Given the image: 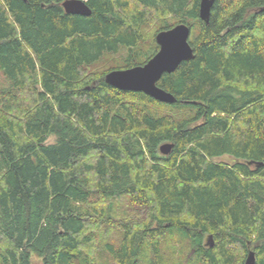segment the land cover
Instances as JSON below:
<instances>
[{"label":"trees","instance_id":"obj_1","mask_svg":"<svg viewBox=\"0 0 264 264\" xmlns=\"http://www.w3.org/2000/svg\"><path fill=\"white\" fill-rule=\"evenodd\" d=\"M63 1L0 0V264H264V0ZM179 23L176 103L104 82Z\"/></svg>","mask_w":264,"mask_h":264},{"label":"water","instance_id":"obj_2","mask_svg":"<svg viewBox=\"0 0 264 264\" xmlns=\"http://www.w3.org/2000/svg\"><path fill=\"white\" fill-rule=\"evenodd\" d=\"M215 0H200L199 19L208 23L210 10ZM64 12L70 15L88 16L91 11L87 4L81 0H65L61 4ZM264 10V8L262 9ZM191 28L185 23L161 30L154 36L157 45L156 53L142 65L126 69H115L104 76V82L121 91L143 93L152 99L164 104L176 103L175 97L160 88L157 83L163 74H170L182 63L194 58V52L189 44ZM172 144H163L159 150L167 155ZM212 246L211 237L207 239ZM254 253L250 251L244 264H255Z\"/></svg>","mask_w":264,"mask_h":264},{"label":"rangeland","instance_id":"obj_3","mask_svg":"<svg viewBox=\"0 0 264 264\" xmlns=\"http://www.w3.org/2000/svg\"><path fill=\"white\" fill-rule=\"evenodd\" d=\"M167 21H170V18L167 17L166 19ZM160 23V20L158 19V17L156 15L151 16L147 21L146 24L143 28L144 32H143V38L145 41H149L150 38L152 37L153 33L155 32V30L157 29L158 24ZM155 42V41H154ZM125 54L124 51H122L119 55L117 56H105L101 59L100 62L96 63L90 70V72H92L95 76L100 74L101 72L118 66L120 61H121V57ZM6 86V83L4 81V79L2 78V76L0 75V90H3V88ZM54 138L51 137L49 139V143L53 142ZM216 161L218 162H224V163H230L232 162L230 160L229 157H221L219 159H216ZM212 242V240H211ZM174 242L170 245V247H173ZM169 257V256H166ZM31 264H40V261L37 260L35 257H32V261ZM166 264H170L169 262H166Z\"/></svg>","mask_w":264,"mask_h":264},{"label":"bare ground","instance_id":"obj_4","mask_svg":"<svg viewBox=\"0 0 264 264\" xmlns=\"http://www.w3.org/2000/svg\"><path fill=\"white\" fill-rule=\"evenodd\" d=\"M82 1V0H81ZM64 2V1H63ZM62 7V6H61ZM63 9V8H62ZM64 11V10H63ZM201 21V20H200ZM203 22V21H202ZM208 24V23H207ZM161 31V30H160ZM190 37V36H189ZM189 41V40H188ZM156 44V43H155ZM190 44V43H189ZM145 95V94H144ZM208 239V238H207ZM207 241V240H206Z\"/></svg>","mask_w":264,"mask_h":264}]
</instances>
